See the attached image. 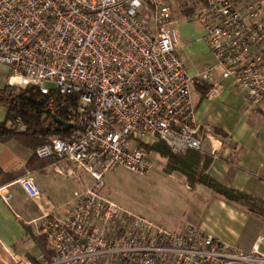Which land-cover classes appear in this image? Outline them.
<instances>
[{
	"label": "built area",
	"instance_id": "1",
	"mask_svg": "<svg viewBox=\"0 0 264 264\" xmlns=\"http://www.w3.org/2000/svg\"><path fill=\"white\" fill-rule=\"evenodd\" d=\"M186 19L198 20L216 60L199 74L213 84L211 95L223 88L218 74L243 90L251 107L261 108L264 0H204ZM177 21L174 7L157 0L153 7L146 0H0V63L9 68L7 86L78 98L68 115L72 132L34 153L79 187L67 214L41 218L39 233L53 253L44 264H264L262 236L244 252L196 225L166 228L104 194L108 173L150 171L151 153L142 144L163 141L177 155L202 150ZM54 97L47 109L59 115ZM3 129L24 133L27 127L15 118ZM16 184L31 200L42 195L28 171L0 186L5 202Z\"/></svg>",
	"mask_w": 264,
	"mask_h": 264
},
{
	"label": "crops",
	"instance_id": "2",
	"mask_svg": "<svg viewBox=\"0 0 264 264\" xmlns=\"http://www.w3.org/2000/svg\"><path fill=\"white\" fill-rule=\"evenodd\" d=\"M182 20L191 22L178 17V52L191 78L204 83L192 86L195 118L200 126L203 147L201 151H189L184 155H198L202 159L201 165L207 159L206 173L213 179L264 201V105L259 109L251 107L245 100V92L218 74L216 81L223 88L219 95H211L213 84L199 76L206 66L216 65L205 41V31L200 25L202 33L188 34V24H181ZM32 156L34 152L17 139L0 141V168L4 172L23 168ZM41 162L42 166L29 171L42 187L41 197L29 199L18 184L10 187L12 199L9 203L0 196V264H16L15 257H25L37 264L47 262L34 239L41 236V218L49 213L67 214L73 192L79 188L56 174L52 161ZM174 174L176 179L169 180L172 183L168 188L170 197H185L188 210L183 212L179 221L168 223L171 230L196 225L244 252L251 250L258 237H264V217L240 205L225 202L201 184L190 188L182 173L173 172L169 176ZM65 188L69 190L68 196L64 194ZM260 250L264 254V242Z\"/></svg>",
	"mask_w": 264,
	"mask_h": 264
},
{
	"label": "trees",
	"instance_id": "3",
	"mask_svg": "<svg viewBox=\"0 0 264 264\" xmlns=\"http://www.w3.org/2000/svg\"><path fill=\"white\" fill-rule=\"evenodd\" d=\"M146 1L150 7H153L154 0ZM176 1L182 9L180 16L186 18L193 16L198 7L204 4V0ZM194 83L199 85L204 84L199 79H193ZM53 97V92L44 93L38 88L21 89L6 85L0 91V106L5 107L7 113L0 125L4 126L9 120L20 118L26 125L27 130L24 133H17L3 129L0 133V141L5 142L17 139L21 144L35 153L38 147L49 143L53 137L64 138L70 134L72 131H64L62 123L69 124L67 123L69 122L68 115L72 113V108L75 107L78 98L76 96L54 97L55 109H59L60 113L59 115H53L47 109ZM141 147L147 152L151 154L156 153L164 159L166 161L164 170L168 174H172L173 172L182 173L186 177L190 188H194L195 184H201L212 190L215 195L225 202L240 205L250 212L264 217V201L227 187L213 179L206 173L208 166L207 159L201 165L202 159L198 155H177L163 141L142 144ZM41 161L34 154L27 164L17 171L7 173L0 168V186L18 180L27 171L38 169L43 165ZM34 239L46 255V260L50 261L53 253L48 248L45 239L41 236L34 237Z\"/></svg>",
	"mask_w": 264,
	"mask_h": 264
},
{
	"label": "rangeland",
	"instance_id": "4",
	"mask_svg": "<svg viewBox=\"0 0 264 264\" xmlns=\"http://www.w3.org/2000/svg\"><path fill=\"white\" fill-rule=\"evenodd\" d=\"M171 4L179 17L182 9L176 0H159ZM181 24L187 22L181 21ZM188 34L202 33L198 20L187 23ZM9 68L0 63V91L7 85ZM47 88H53V84H46ZM6 109L0 106V122L6 117ZM152 167L144 175L131 172L125 168H118L105 177V193L113 201L117 202L131 212L146 217L153 222L169 228L168 223L179 221L184 211L188 210L185 197H170L168 188L172 185L170 179H176V175L169 176L164 170L166 161L158 154H151ZM173 177V178H171ZM20 191V188H17ZM65 195H69L68 189H63ZM67 200L70 197H63ZM171 228V227H170ZM169 228V229H170Z\"/></svg>",
	"mask_w": 264,
	"mask_h": 264
},
{
	"label": "water",
	"instance_id": "5",
	"mask_svg": "<svg viewBox=\"0 0 264 264\" xmlns=\"http://www.w3.org/2000/svg\"><path fill=\"white\" fill-rule=\"evenodd\" d=\"M62 125H63V130L64 131H67V130H69L71 128L70 124L62 123Z\"/></svg>",
	"mask_w": 264,
	"mask_h": 264
}]
</instances>
